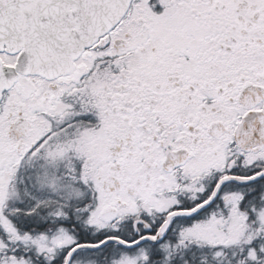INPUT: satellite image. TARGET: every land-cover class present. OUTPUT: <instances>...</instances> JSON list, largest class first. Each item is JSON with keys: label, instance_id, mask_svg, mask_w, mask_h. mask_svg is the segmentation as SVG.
Returning a JSON list of instances; mask_svg holds the SVG:
<instances>
[{"label": "snow or ice", "instance_id": "obj_1", "mask_svg": "<svg viewBox=\"0 0 264 264\" xmlns=\"http://www.w3.org/2000/svg\"><path fill=\"white\" fill-rule=\"evenodd\" d=\"M0 264H264V0H0Z\"/></svg>", "mask_w": 264, "mask_h": 264}]
</instances>
